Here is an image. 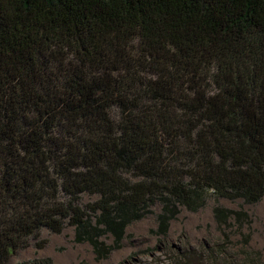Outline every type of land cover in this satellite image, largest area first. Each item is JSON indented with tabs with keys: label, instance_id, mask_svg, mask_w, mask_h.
I'll list each match as a JSON object with an SVG mask.
<instances>
[{
	"label": "trees",
	"instance_id": "16d2710c",
	"mask_svg": "<svg viewBox=\"0 0 264 264\" xmlns=\"http://www.w3.org/2000/svg\"><path fill=\"white\" fill-rule=\"evenodd\" d=\"M263 198L264 0H0V264L67 226L102 261L212 199L228 242L251 217L220 200Z\"/></svg>",
	"mask_w": 264,
	"mask_h": 264
},
{
	"label": "rangeland",
	"instance_id": "374dc122",
	"mask_svg": "<svg viewBox=\"0 0 264 264\" xmlns=\"http://www.w3.org/2000/svg\"><path fill=\"white\" fill-rule=\"evenodd\" d=\"M223 207L239 209L243 206L251 217V230L245 227L241 233L236 228L224 229L230 235L226 242L224 233L214 217L216 202L198 212L182 209L171 222L169 234L162 238L156 233L160 205L153 207V214L128 227L122 248L99 261L89 243L75 240V229L67 226L62 233L43 230L38 239H31L29 246L11 257L8 264H184L180 255L187 249L200 251L223 245L228 255L216 264H264V198L257 204L245 205L242 201L220 200ZM250 242L244 246V237ZM102 241L113 243L110 236Z\"/></svg>",
	"mask_w": 264,
	"mask_h": 264
}]
</instances>
